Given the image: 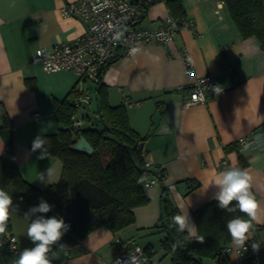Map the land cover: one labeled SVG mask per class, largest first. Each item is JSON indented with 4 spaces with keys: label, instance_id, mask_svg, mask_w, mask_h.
I'll return each mask as SVG.
<instances>
[{
    "label": "crops",
    "instance_id": "1",
    "mask_svg": "<svg viewBox=\"0 0 264 264\" xmlns=\"http://www.w3.org/2000/svg\"><path fill=\"white\" fill-rule=\"evenodd\" d=\"M68 1L0 0V104L14 125L19 170L41 189L60 181L63 161L55 154L38 159L39 152L31 151L32 142L42 130L43 135L58 132L57 102L67 98L75 103L72 90L86 86L75 72L48 71L32 59L37 48L72 41L85 31L80 17L61 14ZM218 1L222 0H182L183 15L194 20L193 27L181 28L171 42L142 44L132 56L120 52L104 68L100 82L106 86L109 102L126 104L131 126L147 136L143 159L152 162L151 169L161 168L164 175L145 187L149 202L135 208V223L117 232L99 226L79 242L53 250L58 257L53 264H113L116 238L136 242L154 233L161 216L163 186L177 206L188 209L195 223L194 211L213 200L218 190L211 185L213 178L241 161L245 163L242 169L253 178L251 191L258 203V218L252 222L258 228L248 240L256 235L264 240V48L256 36H241L223 1L221 16L215 12ZM169 14L167 0L152 3L142 26L155 28ZM185 54L199 75L216 79V85L223 88L219 95L211 90L206 102L186 104L188 94L179 87L193 77L186 72ZM98 83L86 89L95 92ZM243 137L250 141L247 147L239 143ZM5 147L0 136V156ZM50 167L56 182L44 186L37 178ZM27 212L24 203L13 198L9 228L16 238L21 232L16 218L29 219ZM231 246L230 257H234L239 245L233 242ZM13 261L0 257V264ZM151 264H157L153 255Z\"/></svg>",
    "mask_w": 264,
    "mask_h": 264
},
{
    "label": "trees",
    "instance_id": "2",
    "mask_svg": "<svg viewBox=\"0 0 264 264\" xmlns=\"http://www.w3.org/2000/svg\"><path fill=\"white\" fill-rule=\"evenodd\" d=\"M222 1L241 36H256L264 48V0ZM167 5L169 15L177 20L184 18L182 0H167ZM78 92L76 87L72 90L75 96ZM95 92L99 112L96 122L89 127L73 126L77 111L73 101L65 98L57 102L55 109L61 127L54 134H45L46 149L47 154L61 158L63 171L60 181L45 189L38 188L21 174L15 158L14 125L5 107L0 104V136L6 145L0 156V188L23 202L28 211L42 199L53 205L50 212L38 215L62 217L70 224V229L60 241L66 246L79 242L99 226L105 225L117 232L135 223V208L149 202L144 180L151 175H157L159 179L164 175L163 170L155 171L144 166L140 144L147 136H142L131 126L126 104H111L106 86L100 81ZM80 134L93 146L92 154L72 148ZM244 166V161H241L238 168ZM197 185L199 182L191 189ZM167 190L163 186L161 216L154 230L162 233L161 248L170 256L171 264H230V254L223 250L233 243L226 224L237 216L246 219L245 215L239 210L232 213L221 210L218 201L213 199L194 211L197 232L205 238L204 242L190 241L185 239L187 232H177L172 223V217L180 210L169 198ZM257 228L252 226L250 231ZM7 231H10L9 222ZM257 239L256 235L250 241ZM56 249L61 247L54 245L52 251ZM145 249L153 255L150 246ZM261 250L264 254V242Z\"/></svg>",
    "mask_w": 264,
    "mask_h": 264
},
{
    "label": "built area",
    "instance_id": "3",
    "mask_svg": "<svg viewBox=\"0 0 264 264\" xmlns=\"http://www.w3.org/2000/svg\"><path fill=\"white\" fill-rule=\"evenodd\" d=\"M154 0H70L61 8L63 16L80 17L86 24L85 31L72 41L53 44L51 47H39L32 59L41 62L48 71L66 69L79 75L83 81L97 83L105 67L120 52L132 56L138 52L142 44L168 43L183 27H193L194 20L184 17L180 20L168 15L159 26L149 28L139 25L140 15L145 13ZM223 2L218 1L215 12L221 16ZM137 49L133 52L132 49ZM186 72L193 77L189 84L180 85L179 89L186 91V104L206 102L207 94L216 85L212 75H199L185 54ZM91 103V93L86 88H79L75 106ZM132 105L131 102H127ZM38 113L34 114L37 116ZM83 123L82 118H74L73 126L78 128ZM242 147L250 143L247 137L239 140ZM144 166L151 168L152 162L144 159ZM161 170L158 169V171ZM157 175L147 177L143 185L148 187L158 182ZM264 229V226H263ZM11 238L15 239V251L12 250ZM263 239L247 240L243 246H238L230 264H264V254L261 250ZM259 244V251L253 249V244ZM0 244H7L8 251L0 250V256L19 250L15 235L7 231L0 236ZM116 256L113 264H151L152 255L140 244L116 238L113 242ZM223 250L230 254L232 246Z\"/></svg>",
    "mask_w": 264,
    "mask_h": 264
},
{
    "label": "clouds",
    "instance_id": "4",
    "mask_svg": "<svg viewBox=\"0 0 264 264\" xmlns=\"http://www.w3.org/2000/svg\"><path fill=\"white\" fill-rule=\"evenodd\" d=\"M133 52L137 49H132ZM212 90L219 95L223 88L220 85L212 86ZM47 139L41 133L37 134L31 146L32 152L39 151L38 159L47 157L46 149ZM54 170L52 167L46 172H40L37 180L47 186L55 183L53 179ZM252 176L247 170L231 167L219 172L212 180L218 190L214 193L213 199L218 201V207L228 213L239 212L246 215L249 219L237 216L227 221L226 228L230 234L232 241L239 246H243L251 236L252 222L257 220L258 203L251 191ZM142 182V180L140 181ZM235 202V203H233ZM54 206L46 200H41L38 205L32 206L25 216L31 219L27 229V237L31 240L33 247L24 248L19 252L18 258L14 260V264H53V260L57 259V254L52 251L54 245L61 248L66 245L60 241L65 233L70 229V224L66 223L62 217L38 215L48 213ZM180 212L172 217V223L176 226V231L180 233L187 232L185 239L197 240L201 243L205 238L198 235L197 226L191 220L188 209L185 210L181 204L178 206ZM13 211V198L9 193L0 188V236L7 235L8 222L11 212ZM12 250L15 251V239L11 238ZM253 249L259 251L260 245L253 244ZM175 245L173 248L175 249Z\"/></svg>",
    "mask_w": 264,
    "mask_h": 264
},
{
    "label": "rangeland",
    "instance_id": "5",
    "mask_svg": "<svg viewBox=\"0 0 264 264\" xmlns=\"http://www.w3.org/2000/svg\"><path fill=\"white\" fill-rule=\"evenodd\" d=\"M147 22V19L144 18L140 21L139 25H145ZM85 88H88L89 90L93 89V82L90 80L87 81H83ZM88 115V117H87ZM82 118L83 120V126L84 127H89L91 125H93L96 122V114H94L90 108V105L88 104H82L81 106L77 107V111L75 112L74 118ZM135 154H138L137 151H135ZM29 218V217H28ZM18 221V227L20 228L21 232L20 235L18 236V246H19V250L16 253H10L7 256H4L3 258L5 259H13L15 260L16 258H18V254L20 251H22L24 248H29V247H33L34 245L32 244L31 240L27 237L26 233H27V229L28 226L31 222V219H35V217H31L29 219L24 218L22 215H19L18 218H16ZM161 232L155 230L153 234H149L143 237H138L136 238V242L140 243L142 246H151L152 250L155 251V253L153 254V260H155V262L157 264H171V260L169 255L168 256H163L164 251L161 248V244H160V237L162 236L160 234ZM3 250L8 251L9 247L7 244H4L1 246ZM14 262V261H13Z\"/></svg>",
    "mask_w": 264,
    "mask_h": 264
},
{
    "label": "water",
    "instance_id": "6",
    "mask_svg": "<svg viewBox=\"0 0 264 264\" xmlns=\"http://www.w3.org/2000/svg\"><path fill=\"white\" fill-rule=\"evenodd\" d=\"M145 16V13H142L140 15V19H143ZM90 108L94 114H98V101H97V95L96 92H91V103ZM141 148L143 147V142L140 144ZM72 148H74L77 151L85 152L87 154H92L94 152L93 146L90 144V142L87 140V138L80 134L78 140L72 145Z\"/></svg>",
    "mask_w": 264,
    "mask_h": 264
},
{
    "label": "bare ground",
    "instance_id": "7",
    "mask_svg": "<svg viewBox=\"0 0 264 264\" xmlns=\"http://www.w3.org/2000/svg\"><path fill=\"white\" fill-rule=\"evenodd\" d=\"M142 20V19H141ZM8 232H11V231H8ZM12 233V232H11ZM13 234V233H12ZM14 235V234H13ZM18 252V251H17ZM13 253H16V252H13ZM0 257H2V256H0Z\"/></svg>",
    "mask_w": 264,
    "mask_h": 264
}]
</instances>
